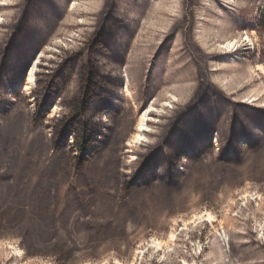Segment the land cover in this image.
<instances>
[{"label": "rangeland", "instance_id": "1", "mask_svg": "<svg viewBox=\"0 0 264 264\" xmlns=\"http://www.w3.org/2000/svg\"><path fill=\"white\" fill-rule=\"evenodd\" d=\"M28 1L0 0V66L8 61L0 78V264H264L252 241L264 244V130L229 163L222 146L237 148L229 150L227 132L215 143L213 131L206 147L181 150L187 163L182 155L159 163L157 174L133 183L202 89L221 95L217 118L242 115L231 102L264 107V0H44L39 8ZM51 7L59 11L54 19ZM230 40L237 43L226 52ZM120 42L113 60L109 47ZM32 45L37 58L60 52L58 66L94 62L95 83L83 101L90 119L82 124L91 122L97 151L82 157L63 132L72 130L71 105L82 100L87 79L73 73L63 84L44 60L28 90L36 57L28 67L24 57ZM145 111L147 129L135 141ZM166 112L165 124L147 134Z\"/></svg>", "mask_w": 264, "mask_h": 264}, {"label": "trees", "instance_id": "2", "mask_svg": "<svg viewBox=\"0 0 264 264\" xmlns=\"http://www.w3.org/2000/svg\"><path fill=\"white\" fill-rule=\"evenodd\" d=\"M44 0H29L28 1V6H32V7H36L39 8L40 2H43ZM50 0H48L49 2ZM196 6L198 5V3H195ZM115 4H112V9L110 10L108 17L110 18V16L112 15V11L116 10V6H114ZM51 9H53L51 7ZM69 9V8H68ZM54 13L51 14V18L54 19V16H56L57 14H59V11L53 9ZM23 20H25V15L23 16ZM4 23H1L0 25H3ZM21 24V23H20ZM108 24V21L106 22V25ZM105 25V26H106ZM19 27L17 31L15 30L16 33L19 32ZM108 28V27H107ZM111 30V29H110ZM117 32H119L117 35L115 34L114 37H112V39H117L118 37L122 36V32L120 30H117ZM121 33V34H120ZM81 37H84V35H82ZM13 41V40H11ZM49 43V42H48ZM124 42H120V44L118 46H113L110 45L109 47V52L111 55V59L113 60H117L119 61V54L121 53V50L123 51V46H124ZM19 45H23L22 43H20ZM45 48H43V50L41 51V54L43 53ZM31 51H29L31 54L28 56L29 52L27 55H25L24 57V62L27 64L28 67V63H33L36 60L35 63V70H34V78L35 75L40 72L38 69V66H48V63L45 62L44 60H47L49 63H51V69H53V71H55L57 69V71L54 72L53 74V78L54 79H61V81H65L63 84L66 83V81H69L71 79L72 74H76L80 72V75L82 78H86V87L84 85L83 88V92H81V99H75L72 103V114L70 115V118L72 119V130L71 127H68V130L65 126L64 128V133L65 131L67 132V136H72L74 137V143H76V151H79V153L81 154V156H86L88 155L87 153H89V150L91 151H97L98 149H95L92 144H94V140L95 141H99L100 139L96 138H92V134H90L89 128L88 126L90 125L91 122L87 124H82L83 122L87 121L90 119L89 117H87V112L89 111V109L87 108L88 106H86L83 101L86 99V97L88 96L93 83H95V74L96 71L94 69V67L92 65H94L93 63H90L86 69H84L81 65H79L77 63V65L75 67H71V65L67 62H65V65L62 66H58V64L60 63L58 56L59 53H53L52 58H40V56L37 58L38 53L37 51V47L35 48L34 45L31 46ZM70 49L68 48L67 51H69ZM62 54V52H61ZM109 54V55H110ZM28 56V57H27ZM36 57V58H35ZM35 58V60H33ZM39 59V62H37V60ZM92 60V59H91ZM33 61V62H32ZM8 61L7 60H3V63L0 66V78L3 76L4 74V65L7 64ZM88 60H87V64H88ZM86 64V65H87ZM34 65V64H33ZM37 68V69H36ZM61 69V70H60ZM63 69V70H62ZM62 71L64 72V74L62 76H60L62 74ZM124 72V71H123ZM122 70L120 72V74L123 73ZM64 78V79H62ZM122 81H126V76H121ZM128 81V78H127ZM60 83V82H59ZM128 83H125V88H126V92H128ZM219 90H221L219 87H216ZM115 91V90H114ZM223 93H225L223 90H221ZM49 92H52L51 89L49 90ZM221 92V93H222ZM54 93V92H52ZM117 93V92H116ZM226 94V93H225ZM202 95V96H201ZM227 95V94H226ZM126 98L129 100H131V98L128 97V95L125 93ZM220 94L218 91H212L210 89H202L201 92L199 93V97H198V102L196 103L195 107L190 108L184 117H180L179 119H175V122L173 120V124L169 126L167 133L163 136V140L161 141L160 144H157V147H155L154 151L151 152L148 156H146L145 161L143 162V164L141 165L140 171L139 173L136 175L135 180H133V183H143V181H145V179L147 177L144 178V176H147V173H152L156 169H160L163 164H160L161 167H159V163H166L167 165H169L170 160L173 158H179L182 155L184 158L182 160L183 163H187V161L185 160L186 155L182 154L181 150H184L185 152H191L193 150H197V148L202 149V147H206L207 143H209V139H210V135L213 133L217 136L215 137V143L217 141L222 142L224 137H227L226 132L229 135V150L236 147L237 150L235 149V151L233 153H230L229 151H227L226 149H228V147L226 148L224 145L222 146L221 150L222 153H224V157L222 162L223 163H229L232 162L233 160H236V157L238 156L240 150L238 149L239 146H242V143L247 142L248 144H250L252 136L258 135L257 133L264 130V127H261L264 121V107L262 106L261 108H259L258 106H254L253 104H248V103H243V102H238L237 104H232L231 101L234 102V99H232V96H228L231 105L234 107L235 112L239 111L241 112L242 115H239V117H235L237 119H233V117L230 119L229 117V123L226 122V120L224 119H228V118H224L223 114L221 115L220 118L219 117V112H220V105L218 104L217 100L220 98ZM51 97V95H50ZM149 100L145 99L143 100L140 104H134L135 107H137V114H141V111H143V106L144 105H148L149 104ZM152 102V101H151ZM101 103V101H100ZM153 103V102H152ZM151 103V104H152ZM201 103L203 104L204 107H202V109L200 110V112H198L196 114V112H194L195 108H201L200 105ZM211 104V105H210ZM220 104H224L223 101H220ZM206 105H208L207 107L211 106L210 109L211 112L206 113ZM202 106V105H201ZM252 106V107H251ZM179 104H174L173 107L171 108L173 110V112H177L179 111ZM254 107V108H253ZM146 109H148L146 107ZM145 109V110H146ZM230 109V108H228ZM226 108V110H228ZM171 111V110H170ZM197 111V109H196ZM201 112L206 116L205 118L200 116ZM237 112V113H239ZM192 113V114H196L193 116H189L188 114ZM170 112H166L164 115H159L158 119H157V123L155 122H149V125H152L154 127V131L153 132H149L147 134L150 135H154L157 133V128L161 127L162 125L165 124L164 120L168 118V116L170 115ZM151 117H154L155 115L150 114ZM232 116V114H231ZM250 117L252 119H250ZM184 118V120H182ZM190 118V119H189ZM243 120V121H238V120ZM233 120V123H232ZM254 120V123H253ZM263 120V121H262ZM51 121V120H50ZM209 121L213 122L212 126L209 125ZM252 121V124L251 122ZM94 123L97 124V126L99 127V129H101V127H103V123L100 120H94ZM232 123V124H231ZM82 124V128L77 131V126ZM250 127V128H247ZM215 129V130H214ZM168 133L171 135H168ZM91 135V136H89ZM170 137H168V136ZM65 137V135L63 136ZM168 138V139H167ZM166 139V140H165ZM221 140V141H220ZM228 141V140H227ZM225 142V141H224ZM222 142V144L224 143ZM246 143V144H247ZM151 144V141H146L144 142V144L142 143L139 147L141 148L142 146H148ZM165 144H168L167 147H164ZM192 146V147H191ZM200 146V147H199ZM138 148L131 150L130 153H136L134 152L136 151ZM90 151V152H91ZM93 151V152H94ZM92 153V152H91ZM89 153V154H91ZM184 153V152H183ZM201 152L198 151L197 153H192V155L197 156L198 154H200ZM137 157L134 156L132 162L136 161ZM157 172V171H156ZM157 174V173H155ZM153 175V174H152ZM157 177V176H156ZM160 178H164L167 179L166 177L162 175L158 176ZM176 177L174 176V179ZM135 181V182H134ZM139 181V182H138ZM131 186H128L126 188V191H128L130 189ZM252 238V237H251ZM230 240V239H229ZM253 243L257 244V249H258V253L260 254H264V244L259 242L256 239H252ZM231 242L232 240H230L228 243L229 247H231ZM234 260V259H233Z\"/></svg>", "mask_w": 264, "mask_h": 264}, {"label": "bare ground", "instance_id": "3", "mask_svg": "<svg viewBox=\"0 0 264 264\" xmlns=\"http://www.w3.org/2000/svg\"><path fill=\"white\" fill-rule=\"evenodd\" d=\"M247 39H248V37H247ZM250 42L251 41H249V43ZM235 43H237L236 40L235 41H232V40L227 41L224 44H222L223 45L222 48L225 49L226 52H230L231 51L230 48H232ZM34 70H35V64L33 65V68L28 71V74H27V82H28L27 83V89L28 90H30L33 87V85H34L33 84V82H34ZM146 116H147V111H145L144 114L141 115V117H140V119L138 121V124H137V126L135 128L136 129V132H135V135L133 136V140H135V141L136 140L137 141L138 140H141L142 139L143 131H145L147 129L146 122H145L146 121ZM199 218L202 219V217H199ZM207 218H208V220H213V218L210 215H208ZM157 246L160 247L161 244L158 243Z\"/></svg>", "mask_w": 264, "mask_h": 264}]
</instances>
